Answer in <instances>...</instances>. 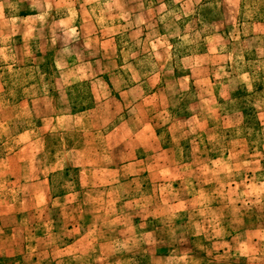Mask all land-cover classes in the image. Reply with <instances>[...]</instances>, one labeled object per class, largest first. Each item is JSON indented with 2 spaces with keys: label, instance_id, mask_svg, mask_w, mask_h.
<instances>
[{
  "label": "rangeland",
  "instance_id": "rangeland-1",
  "mask_svg": "<svg viewBox=\"0 0 264 264\" xmlns=\"http://www.w3.org/2000/svg\"><path fill=\"white\" fill-rule=\"evenodd\" d=\"M0 264H264V0H0Z\"/></svg>",
  "mask_w": 264,
  "mask_h": 264
},
{
  "label": "crops",
  "instance_id": "crops-1",
  "mask_svg": "<svg viewBox=\"0 0 264 264\" xmlns=\"http://www.w3.org/2000/svg\"><path fill=\"white\" fill-rule=\"evenodd\" d=\"M130 164V163H129ZM58 169H61V168H58Z\"/></svg>",
  "mask_w": 264,
  "mask_h": 264
}]
</instances>
